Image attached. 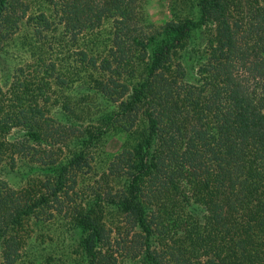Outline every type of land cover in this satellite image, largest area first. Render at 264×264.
<instances>
[{"label":"trees","instance_id":"1","mask_svg":"<svg viewBox=\"0 0 264 264\" xmlns=\"http://www.w3.org/2000/svg\"><path fill=\"white\" fill-rule=\"evenodd\" d=\"M49 2L74 39L112 18L122 37L116 52L140 56V82L115 88L118 101L131 93L118 112L99 119L115 120L134 144L73 207L72 191L103 136L94 126L81 129L51 115L61 78L55 63L19 67L5 86L0 74V264L21 259L32 222L64 212L75 213L85 264H120L121 257L143 264H264V6L198 0V19L139 37L132 28L143 0ZM20 4L0 0V51L25 16ZM39 19L41 30L49 28L45 14ZM180 51L188 58L179 59ZM106 61L102 69L110 71ZM72 140L78 144L71 148ZM22 168L27 182L14 188L5 176ZM115 230L125 234V255L113 247L120 240Z\"/></svg>","mask_w":264,"mask_h":264},{"label":"rangeland","instance_id":"2","mask_svg":"<svg viewBox=\"0 0 264 264\" xmlns=\"http://www.w3.org/2000/svg\"><path fill=\"white\" fill-rule=\"evenodd\" d=\"M19 1L22 5L18 9L22 13L25 11V16L19 21L18 31L4 42L0 51L3 85H8L11 76L19 67L33 65L41 59L55 63L57 67L54 73L61 78L56 80L54 87L49 107L51 115L81 129L94 126L92 131L96 132L95 135L103 136L92 149L94 157L91 167L85 169L80 185L76 191H72L77 203L73 207H76L86 201L89 186L94 185V178L106 169L116 155L134 144L131 134L119 132L120 128H115V120L107 125L99 123V119L103 115L119 111L120 103L127 100L131 91L118 101L120 97L114 93L115 88L121 87L119 85L132 87L139 83L145 73L144 66L138 63L140 56L133 59L131 53L125 57L116 52L115 43L122 37L117 35L112 18L105 19L102 26L86 31L74 39L63 24L59 23L49 0ZM259 2L264 6V0ZM136 13L132 29L137 31L139 37L172 21L181 22L200 17L198 0H143ZM42 14H45L51 24L46 30L39 27V17ZM194 35L199 42L201 35ZM82 52L87 53L88 57L84 58ZM177 57L187 59L188 52L180 51ZM92 58L97 63L96 66L93 65ZM103 60H107L104 67H111L110 71L102 69ZM193 71L194 69H190L191 73ZM111 80L117 81V86H112ZM63 106L65 109H62ZM137 128L142 129V124ZM70 135L75 137L78 133ZM68 144L72 148L78 143L72 140ZM16 173L6 175L5 178L12 187L20 188L25 183L27 174L23 168ZM73 214L75 213H55L46 220L32 222L30 238L21 259L15 264H85L86 260L79 247L81 234L76 231L71 221ZM118 233L115 230L114 237L120 240L112 244L114 249L125 255L129 245L125 234ZM119 261L120 264H143L140 257H121Z\"/></svg>","mask_w":264,"mask_h":264}]
</instances>
